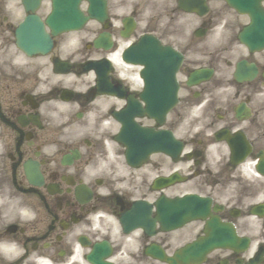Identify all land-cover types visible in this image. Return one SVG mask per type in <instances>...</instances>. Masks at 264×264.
I'll list each match as a JSON object with an SVG mask.
<instances>
[{
  "label": "flooded vegetation",
  "instance_id": "flooded-vegetation-1",
  "mask_svg": "<svg viewBox=\"0 0 264 264\" xmlns=\"http://www.w3.org/2000/svg\"><path fill=\"white\" fill-rule=\"evenodd\" d=\"M103 1L69 48L62 35L53 39L41 67L37 56L26 57L15 47V27L28 14L21 0L23 14L16 23L0 15V177L26 197L27 212H37L34 221L0 223V238L15 239L24 249L11 262L0 258V264H33L39 256L54 264H88L89 249L81 244L102 241L111 249L110 260L119 264H164L145 248L157 244L171 255L201 235L212 217L247 244L214 249L200 264H264V49L251 51L238 41L237 20L232 23L219 0H163L147 24L142 11L154 0ZM79 8L86 11L87 4ZM51 11L47 0L36 12L43 19ZM164 17L169 23L160 27ZM178 19L183 23L175 27ZM225 20L227 27L215 38ZM9 48L35 71L9 75L3 60ZM167 49L175 56L167 64L174 105L156 121L144 114L141 93L165 90L167 68L152 65L151 70L149 63ZM56 58L70 61L68 73H54ZM91 60L109 61L101 73L108 88L84 70ZM238 66L244 71L239 79ZM160 96L162 105L165 95ZM128 105L141 110L132 118L139 127L169 131L181 140L180 153L174 158L154 153L128 165L112 117ZM34 165L43 178L38 187L24 175V166ZM172 173L178 177L173 184H155ZM82 184L87 192L78 187ZM192 193L210 198L203 221H188L173 232L157 228L152 236L138 232L131 239L117 226V216L131 201ZM97 210L102 212L92 216Z\"/></svg>",
  "mask_w": 264,
  "mask_h": 264
},
{
  "label": "clouds",
  "instance_id": "clouds-1",
  "mask_svg": "<svg viewBox=\"0 0 264 264\" xmlns=\"http://www.w3.org/2000/svg\"><path fill=\"white\" fill-rule=\"evenodd\" d=\"M163 0H154V3L148 4L144 7L142 11V16L144 18L145 24H147L155 15L156 8L159 7V3ZM129 8L133 7V4L128 5ZM23 8L21 6L20 0H0V15L6 17L9 23H16L17 19L22 16ZM169 23L168 17L160 22V27H164ZM183 20H177L175 27L182 25ZM228 21L222 22L214 31V37L219 38L221 36V28L227 27ZM6 36L7 33L5 32ZM187 35V34H186ZM4 70L9 74H13L16 70H23L24 72L35 71V68L31 65L28 60H18L15 54V50L9 48L4 52L3 55ZM35 94V93H33ZM47 152V149H45ZM21 198L18 196H12L10 190L5 191L2 196H0V223L6 226L8 223L15 222L16 220L22 221H34L37 218V212L35 210L31 212L24 211ZM12 250L14 254L10 255L9 251ZM22 244L15 239L0 238V258L4 261L11 262L16 259L17 256L23 254ZM49 264H54L51 257H48Z\"/></svg>",
  "mask_w": 264,
  "mask_h": 264
},
{
  "label": "water",
  "instance_id": "water-1",
  "mask_svg": "<svg viewBox=\"0 0 264 264\" xmlns=\"http://www.w3.org/2000/svg\"><path fill=\"white\" fill-rule=\"evenodd\" d=\"M228 1L230 2V4L234 5L236 8H238L242 11H246L250 14L253 13V15H257L258 17H261L264 19V17L262 15L261 16L258 15L261 11H260V8L258 6L255 7V3H253V0H228ZM256 2L258 3L259 0H256ZM27 25L28 24H25L22 28V32H23L22 40H24L25 42H26L25 34H27V30H29ZM262 34H264V31H262ZM37 40H38L39 44H40V41H43L40 39V36H38ZM43 46L44 47L47 46L46 40L43 43L42 47Z\"/></svg>",
  "mask_w": 264,
  "mask_h": 264
}]
</instances>
